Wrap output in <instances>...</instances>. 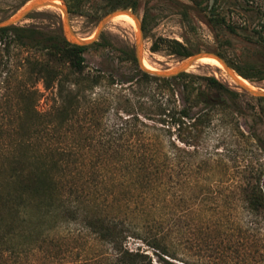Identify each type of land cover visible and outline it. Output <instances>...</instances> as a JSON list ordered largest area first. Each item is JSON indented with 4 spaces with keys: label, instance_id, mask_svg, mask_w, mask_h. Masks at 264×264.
I'll return each instance as SVG.
<instances>
[{
    "label": "rangeland",
    "instance_id": "374dc122",
    "mask_svg": "<svg viewBox=\"0 0 264 264\" xmlns=\"http://www.w3.org/2000/svg\"><path fill=\"white\" fill-rule=\"evenodd\" d=\"M31 1L0 0V21L14 16ZM64 1L68 8H73V12H69L74 31L83 38H90L95 34L100 20L114 10L113 6H130L126 9L137 13L144 25V60L153 70L175 68L196 53L222 52L230 61L240 65L243 71L253 73L251 79L240 75L250 81L253 87L264 90V79L260 78L261 74L264 75V48L258 40V32L264 25V0H218L217 3L209 0L201 5L192 0ZM56 6L41 7L20 24L46 33L64 34V14ZM214 16L217 23H212ZM136 34V24L117 16L106 25L98 40L99 44L85 52L87 71L100 70L105 78L94 89L84 90L87 101L82 99L79 104H75L77 112L66 122L74 125L68 139L65 142H55V146H67L71 139L74 143L81 144V149L77 150L81 155L107 156L108 153L103 150L99 141L105 139L103 136L108 133L106 125L119 123V115L129 116L123 110L125 96L132 99V111L139 114L141 121L150 126H162L160 122L148 119L152 116L151 112H143L138 108V101L142 100L139 94L133 93L130 88L121 90L122 86L128 85L123 84L124 81L137 77V66L126 53L129 48L134 49ZM168 39L183 43L191 55L184 57L175 53ZM10 56L0 50V71L3 70L0 72L1 144L19 138L20 125L28 127L41 119L35 113L25 111L31 107L28 97L24 95L27 90L37 89L34 108L39 113L53 115L61 104L57 86L45 89L42 81L33 83L31 76L22 68H15V72L9 75L3 66V62L9 58L13 65L27 57L43 58L41 53L18 48L13 49ZM261 70L263 73L259 72ZM187 72L215 76L240 93L238 97L228 99L231 108L216 112L200 154H191L195 148L186 147L189 151L186 155V182L179 188L187 195V203L199 205L203 209L200 213L204 224L199 233L201 235L197 237L193 231L184 236L174 233L172 243L177 259L162 254L142 238L129 236L125 240V246L148 254L154 264H168L165 260L177 264H186L183 261H197L199 264H264V219L247 208L242 193L243 171L246 166L247 173L249 170H263L261 184L264 189V102L241 90L223 67L200 59ZM70 86L75 87L71 83ZM100 96L108 98L109 107L103 108L89 102ZM200 107L203 105L196 107V110ZM94 123L101 124L95 126ZM149 131L153 137L160 134L164 144L170 148L168 144L172 136L159 129ZM173 138H176V133ZM207 151L214 152V155L206 165L204 161ZM48 154L59 155L55 149ZM198 165L201 168H197ZM94 170L89 162L73 169L76 173H84L83 175ZM78 177L75 180L79 183ZM177 201L172 199L170 203L173 205ZM113 212H118L116 207ZM142 218L141 216L139 221ZM76 228L63 226L52 230L46 241L38 242L33 248H29L26 243L19 246V257H14L12 252L11 246L15 240L11 241L13 244L1 243L3 252L0 264H83L95 257L97 260L84 264H109L105 256V252L109 251L108 246L101 244L87 231L78 232Z\"/></svg>",
    "mask_w": 264,
    "mask_h": 264
},
{
    "label": "trees",
    "instance_id": "16d2710c",
    "mask_svg": "<svg viewBox=\"0 0 264 264\" xmlns=\"http://www.w3.org/2000/svg\"><path fill=\"white\" fill-rule=\"evenodd\" d=\"M192 1L201 5L209 0ZM128 7L122 4L113 9ZM69 10L73 12L71 6ZM214 18L212 23H217ZM258 40L264 48V25L258 32ZM168 42L175 53L184 57L191 55L180 41L168 39ZM98 44L99 41L89 46L74 44L63 32L51 34L21 24L0 28V50L9 56L18 48L44 56L27 57L13 65L10 56L3 62L9 75L15 68H22L33 83L42 81L45 89L57 86L61 99L53 115L39 113L34 108L37 89L27 90L24 95L31 107L25 111L35 113L40 121L28 127L20 125L19 138L0 143V244H13L11 241L15 240L11 250L14 257H19V246L26 243L29 248L36 247L38 242L50 237L52 230L75 226L78 232L87 231L108 246L105 256L109 264H154L148 254L125 246L129 236L142 238L162 254L177 259L173 235L184 236L193 231L198 237L204 226L200 218L203 209L187 203V195L179 188L186 182L189 152L186 147L193 146L195 150L191 154L199 155L216 112L231 108L228 99L240 93L215 76L183 72L166 78L145 72L139 66L134 49L129 48L126 53L137 66V77L124 81L123 84L128 85L121 90L130 88L139 94L142 100L139 99L138 108L151 112L148 119L162 126H150L141 121L139 114L132 111V99L125 96L123 110L129 116L119 115V123L106 125L108 133L99 141L107 156L81 155L77 152L81 144L71 139L67 146H55V142L68 139L74 125L66 122L77 112L74 105L86 99L84 90L94 89L105 78L100 70L87 71L85 52ZM218 54L245 78L253 77V73L243 71L222 52ZM260 78L264 79V75ZM70 83L75 87L71 88ZM145 97L147 99H143ZM107 99L100 96L89 102L107 108L110 106ZM257 100L264 102V97H257ZM200 105L203 107L196 110ZM100 124L94 123L95 126ZM149 129H159L172 138L176 133V138L170 139L168 148L161 135L153 137ZM54 149L58 156L48 154ZM205 154L207 165L214 152ZM85 162L95 169L92 173L83 175L73 171ZM246 169L248 166L243 171V200L249 210L264 219L263 170L247 173ZM75 177L80 179V184ZM172 199H177V203L171 205ZM114 207L117 213L113 212ZM141 216L143 220L139 221ZM1 250L0 245V258ZM95 260L97 257L84 263ZM183 262L199 264L197 261Z\"/></svg>",
    "mask_w": 264,
    "mask_h": 264
},
{
    "label": "water",
    "instance_id": "95a60500",
    "mask_svg": "<svg viewBox=\"0 0 264 264\" xmlns=\"http://www.w3.org/2000/svg\"><path fill=\"white\" fill-rule=\"evenodd\" d=\"M60 4L56 7H59L64 14V35L66 38L78 45L82 46H89L93 44L94 42L98 41L104 32V29L108 22H110L113 18L117 17L121 14H127L130 15L136 23L137 27V34H136V41L134 45L135 55L138 60L139 66L142 70L145 72L155 74L161 77H175L183 72H187L189 68L195 64L197 61L204 57H213L216 58L223 66V68L226 70L228 75L236 82L238 87L246 91L254 96L257 97H264V90L255 88L250 84H246L243 82L240 77H242L238 72L226 61L225 58H223L221 55H219L216 52H200L193 54L189 58H187L185 61L181 62L178 66L172 69L168 70H152L148 68L144 64V48H143V42H144V29H143V23L140 18V16L135 13L134 11L130 9H116L109 13H107L101 20L98 25V28L95 32V34L90 38H83L80 37L73 29L70 19V12L67 3L64 0H60ZM47 5H54L52 3V0H32L30 3H28L25 7H23L18 13H16L14 16L4 20L0 21V28L9 27L12 25H18L20 24L24 19H26L33 11L38 10L41 7L47 6ZM243 78V77H242ZM245 79V78H243Z\"/></svg>",
    "mask_w": 264,
    "mask_h": 264
},
{
    "label": "bare ground",
    "instance_id": "6f19581e",
    "mask_svg": "<svg viewBox=\"0 0 264 264\" xmlns=\"http://www.w3.org/2000/svg\"><path fill=\"white\" fill-rule=\"evenodd\" d=\"M52 3L54 5H59L61 2L60 0H52ZM120 17H125L126 19L130 20L133 24H136L135 23V20L130 16V15H127V14H121V15H118ZM202 60L206 61V62H209L215 66H218V67H223L222 64L216 59V58H213V57H204L202 58ZM144 64L150 68L148 65H147V62L144 60ZM153 70V68H150ZM240 79L245 82L246 84H250V81L246 80V79H243L242 77H240ZM252 84V83H251ZM250 84V85H251Z\"/></svg>",
    "mask_w": 264,
    "mask_h": 264
}]
</instances>
